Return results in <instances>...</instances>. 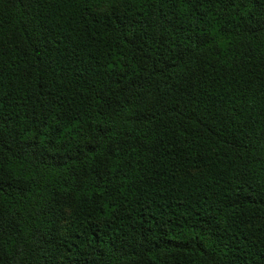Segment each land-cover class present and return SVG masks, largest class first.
Returning <instances> with one entry per match:
<instances>
[{
  "label": "trees",
  "instance_id": "1",
  "mask_svg": "<svg viewBox=\"0 0 264 264\" xmlns=\"http://www.w3.org/2000/svg\"><path fill=\"white\" fill-rule=\"evenodd\" d=\"M0 264H264V0H0Z\"/></svg>",
  "mask_w": 264,
  "mask_h": 264
}]
</instances>
